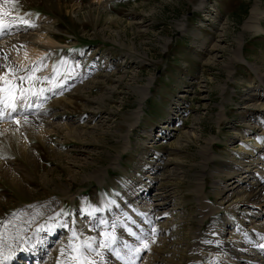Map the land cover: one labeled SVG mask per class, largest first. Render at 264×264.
Wrapping results in <instances>:
<instances>
[{
	"label": "rangeland",
	"instance_id": "374dc122",
	"mask_svg": "<svg viewBox=\"0 0 264 264\" xmlns=\"http://www.w3.org/2000/svg\"><path fill=\"white\" fill-rule=\"evenodd\" d=\"M254 6L264 27V0H15L14 6L0 0V7L34 25L26 34L43 35L32 40L40 54L20 63L38 70L16 75L33 77L17 81V90L30 88L34 94L27 98L45 110L43 116L37 105L43 137L26 127L22 132L34 162L19 151L14 136L0 138V227L16 215L11 214L62 196V205L43 219L55 225L32 235L50 241L44 264L59 254L67 263L70 245L90 237L96 238L95 251L86 255L101 264L107 249L99 245L111 241L108 215L120 218L134 240L123 211L145 212L141 198L149 188L152 201L159 200L157 194L166 197L170 210L144 214L154 226L134 248L144 250L139 264H195L190 246L199 216L192 189L206 159L204 147L212 140L216 156L207 171H215L264 142V105L261 111L243 105L250 88H261L248 63L264 71V32L243 29ZM241 35L247 62L230 58ZM200 37L206 39L202 49ZM218 39L224 46L214 50ZM210 54L215 62L207 60ZM222 107L225 116L219 119ZM102 169L108 173L99 184L90 173ZM211 181L207 173L205 191L216 203ZM116 202L124 203L123 210ZM241 212L226 214L237 223ZM223 213L215 212L203 228L226 219ZM205 254L211 264L214 254Z\"/></svg>",
	"mask_w": 264,
	"mask_h": 264
},
{
	"label": "bare ground",
	"instance_id": "6f19581e",
	"mask_svg": "<svg viewBox=\"0 0 264 264\" xmlns=\"http://www.w3.org/2000/svg\"><path fill=\"white\" fill-rule=\"evenodd\" d=\"M262 17L263 14L260 8L254 6L251 16L243 25V29L264 32V27L261 23ZM5 19L7 20L8 17H5ZM242 35L238 39L237 48L235 50L231 49L232 56L230 58L247 62L241 54ZM41 38H43L41 34L34 37L28 33L26 34V30L23 28L20 30L14 28L11 34L0 36V64L7 63L10 66L20 67V63L26 62L31 54L39 55L40 52L32 46V40ZM198 42L200 49L205 47L206 39L200 37ZM220 46H224V44L218 39L212 48L216 50L215 48ZM5 53L8 56L7 60L3 59ZM207 60L215 62L217 60L216 54H210ZM248 65L251 66L255 75H257L261 88H250V91L246 92L247 95L245 94L243 105L247 107L255 106L256 110L261 111L264 105V71H261L260 64L248 63ZM5 72H7V69L0 68V76ZM232 73L233 69L230 68L228 71L229 78ZM9 75L7 78L12 80V74L10 77ZM150 80L146 84L147 86L145 85L142 88L143 99L148 95ZM225 85L221 86L222 92L225 90ZM260 99L263 101H259ZM0 100H3L4 103L10 102L7 94H0ZM37 105H39V109L43 111V116H45V110L42 109L41 104H32L30 98H26L19 103L17 110L11 112L10 115L7 112L0 114V138L14 136L17 140L19 151L31 162L35 160L31 157L33 154L30 156L28 153V146L24 141L22 132L23 129L30 128L34 129L36 137H43L42 129L37 128L39 123L38 112L40 111L37 110ZM0 107H2V104H0ZM244 108L246 107L241 109ZM223 109L222 107L219 112V119L225 116ZM8 111L10 112V109ZM141 112V109L137 110L138 118ZM15 117L20 120L19 123H15ZM243 120L245 119L243 118ZM60 125L62 124L59 123L58 126ZM40 126L42 125L40 124ZM71 132L76 133L72 130ZM211 141L202 151L206 159L204 158L203 163L201 162V170L193 176L195 178V186L192 192L196 202V213L199 216V224L192 230V244L190 246L191 254L195 258V264H207L204 261L207 256L205 252L214 254L211 264H264V142L260 146H255L256 149L254 150L251 149L246 153L242 152L243 157L239 160L230 157L224 164L223 170L207 171L208 163L216 156V153L211 150ZM1 160L0 166L4 165ZM107 173L106 169H102L96 170L90 175L91 177L94 176L100 184L105 181ZM207 173L212 176L211 190L216 197V203L209 198L205 191V175ZM18 185L21 184L18 183ZM145 190L141 198L145 204L143 205L146 206L145 212L137 215L130 207L128 208L131 212L123 211L126 216L124 217L129 222V227L136 233L134 240L119 220L120 218L117 219L113 215H108L111 237H115V239H111L108 242L110 247L104 252L101 264H139L141 261L144 250L137 252L134 248L138 246L142 239H147L154 226L153 221L144 214L150 209H157V216H159L163 211L170 210L166 197H159L157 194V199L159 198V200L154 202L152 200L155 198L150 195L152 189L146 188ZM70 198L73 199L74 196L71 195ZM63 200L64 197L55 196L49 200L51 204L48 201L45 206L41 205L32 209L24 208L17 213L11 214H16L15 217H7L6 222L0 227V264H44L45 256L50 253L48 248V242L50 241H45V244H43L40 243V238H34L32 235L36 231L41 234L47 233V229L55 225V222L51 221L45 224L43 219L58 206L62 205ZM122 202L125 203L126 200ZM122 202L118 203V207L123 210L122 205L124 203ZM155 204H157V207L154 206ZM119 208L118 213L121 215ZM236 209L242 210L241 213L237 214V223L226 214V212L235 211ZM219 210H223L226 219H219L217 223L209 224L208 229H204L205 221L209 217L213 218L216 216L215 212ZM229 223L232 227H229ZM142 248H144V245ZM5 256H10L11 258L5 260ZM52 264L67 263L62 260L59 254L52 260Z\"/></svg>",
	"mask_w": 264,
	"mask_h": 264
},
{
	"label": "snow or ice",
	"instance_id": "6c2138e0",
	"mask_svg": "<svg viewBox=\"0 0 264 264\" xmlns=\"http://www.w3.org/2000/svg\"><path fill=\"white\" fill-rule=\"evenodd\" d=\"M4 4L11 3L13 6L15 5V0H3ZM5 17H8L6 20ZM27 27H34L33 24L30 23V21L26 20L23 16L14 15L10 11L3 9L0 7V36L5 34H11V31L15 28L16 30H20L23 28L24 30L27 29ZM3 59L7 60L8 56L5 53L3 55ZM42 59V58H41ZM64 61H61V66L64 65ZM0 68L7 69V72H5L2 76H0V94H7V97L9 99V103H4L3 100H0V104H2V107H0V114H4L7 112V114L10 115L11 112H15L17 110V106L19 103L23 102L27 96V94H34L31 93L30 88H22L20 87L17 90V84L16 82H23L24 80H31L33 77L29 75H20L17 76L16 73L18 72H24L27 73L29 71H37L35 64L32 66L31 69L23 68V67H16V66H10L9 64H0ZM54 72L56 71V68L54 66ZM9 73L12 74V80H9L7 77ZM44 79H48L45 77ZM13 90H16V94L13 95ZM40 91H44L41 89ZM10 109V112L8 111ZM26 122V121H25ZM19 123V121H17ZM154 231V230H153ZM108 236V234H105ZM73 239H78L77 234L73 230ZM95 237L87 238L85 242H83L80 246H77L75 244L70 245V252L73 253V255L69 256L67 264H96L95 260H89L88 256L86 255V251L92 250L95 251L92 247V241H95ZM110 239L114 240L115 237H110ZM102 249H108L110 247L109 243L107 241L101 242L99 245ZM149 245L147 242H144V248H148ZM137 252L140 251V249H136ZM63 253V249H62ZM97 255H100L99 252H97ZM10 256H5L4 259H10Z\"/></svg>",
	"mask_w": 264,
	"mask_h": 264
}]
</instances>
